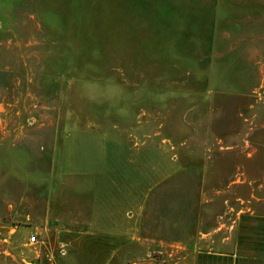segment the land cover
Instances as JSON below:
<instances>
[{"label": "rangeland", "instance_id": "1", "mask_svg": "<svg viewBox=\"0 0 264 264\" xmlns=\"http://www.w3.org/2000/svg\"><path fill=\"white\" fill-rule=\"evenodd\" d=\"M239 211L264 0H0V264H186Z\"/></svg>", "mask_w": 264, "mask_h": 264}, {"label": "crops", "instance_id": "2", "mask_svg": "<svg viewBox=\"0 0 264 264\" xmlns=\"http://www.w3.org/2000/svg\"><path fill=\"white\" fill-rule=\"evenodd\" d=\"M185 260L186 264H264V214L237 212L218 243L206 251L194 249Z\"/></svg>", "mask_w": 264, "mask_h": 264}, {"label": "built area", "instance_id": "3", "mask_svg": "<svg viewBox=\"0 0 264 264\" xmlns=\"http://www.w3.org/2000/svg\"><path fill=\"white\" fill-rule=\"evenodd\" d=\"M27 247L29 248H36L39 246V240H38V235L36 233H32L26 241ZM63 253V252H62Z\"/></svg>", "mask_w": 264, "mask_h": 264}]
</instances>
